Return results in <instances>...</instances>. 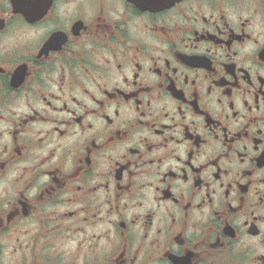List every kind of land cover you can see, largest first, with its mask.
Returning a JSON list of instances; mask_svg holds the SVG:
<instances>
[{
  "label": "clouds",
  "instance_id": "obj_1",
  "mask_svg": "<svg viewBox=\"0 0 264 264\" xmlns=\"http://www.w3.org/2000/svg\"><path fill=\"white\" fill-rule=\"evenodd\" d=\"M45 2L51 5V12L33 25L23 16L13 15L12 0H0V63H25L31 73L26 81L18 82L16 90L0 78V264H94L112 258L124 242L129 245L127 258L121 257L116 264H264V170H257L251 177L252 190L245 210H233L239 203L235 182H248L242 172L254 167L252 157L260 153L253 151L250 140H238L231 153L225 146L230 143L225 137L234 138V133L249 123L250 116L259 118L250 124L252 135L264 139V100L259 112L252 104V95L264 90L257 80V76H264V65L255 62L257 52L264 49V0H160L177 4L162 15H140L126 5V0ZM202 17H208L209 22L205 24ZM78 19L87 23L85 35L73 38L60 51L44 48L54 32L63 31L70 36L71 26ZM117 22L126 39L109 42L103 26ZM245 23L244 30L253 39L234 44L231 50L212 45L194 47L193 31L220 29L226 40L229 32H240ZM161 28L175 32V38L157 37L154 30ZM137 43L145 48L142 54L134 55ZM194 51L210 56L219 71L205 74L181 68L173 74L171 68H180L174 54L191 55ZM165 60L172 61L167 68ZM137 62L144 65L145 71L134 83L133 65ZM226 63L252 73V86L245 84L247 91L237 94L236 108L241 115L236 119L219 89L208 94L212 82L224 75L221 65ZM118 64L123 65L120 70L116 69ZM153 65L162 69L161 76L151 74ZM186 76L200 82L197 98L203 97V105L212 113L207 127L203 116L193 114L186 105H178L168 94V81H173V91L177 85L184 88L191 101L193 89L191 84L185 85ZM145 84H150L153 92L143 96L137 92L144 101L140 111L135 101H106L101 94L105 88L134 92ZM84 89L88 90L87 95ZM53 94L60 97L53 100L55 107L62 108L67 102L75 116L48 108L44 98L51 100ZM92 96L105 100L104 107ZM218 98L222 104L216 102ZM241 99L249 100L251 114L242 107ZM178 106L183 109V117ZM34 113L49 117L48 122L24 128L21 120ZM105 115L112 118L111 125L106 123ZM76 118L82 119L80 125L74 122ZM53 120L57 123L53 124ZM61 120L72 123L61 125ZM163 124L172 128L158 137L155 128ZM185 126L203 138L202 147L185 140ZM14 127L21 129L16 144L11 135ZM57 127H64L67 135H57ZM116 129L121 130V139L108 144L107 137L114 136ZM92 139L102 147L92 152L89 165L81 157L86 156L84 148ZM245 145L247 156L241 164L235 151H245ZM17 147L24 152L23 157L16 156L13 149ZM150 148L154 150L149 151ZM129 149H137L138 155H131ZM189 151L193 154L191 163L200 169L196 175L190 168L182 171ZM260 151L264 152V145ZM217 157H221L218 166L229 170V175L220 181L212 176L216 168L207 166ZM128 161H134V175L124 174L119 182L131 184L132 189L117 201L115 172ZM77 169L86 173L83 180L72 178ZM49 170L58 171L49 175ZM170 170L178 173V178L169 180L166 174ZM198 176L209 187L193 188ZM229 183L231 195L225 196ZM78 185H82L81 192L76 191ZM157 188L168 189L180 201L181 208L191 201L193 210L185 216L170 202L159 203ZM46 189L47 194L42 195ZM89 189L94 190L92 194ZM53 192L55 195L47 198ZM196 205H200L199 210ZM149 212L155 222L149 217L145 224V214ZM66 213L74 216L67 218ZM85 215L88 223L83 222ZM121 219H127L130 225L123 237L114 227ZM253 222L260 229L256 237L248 235V226ZM225 225H231L229 232L232 228L238 230L237 239L225 238Z\"/></svg>",
  "mask_w": 264,
  "mask_h": 264
},
{
  "label": "flooded vegetation",
  "instance_id": "obj_2",
  "mask_svg": "<svg viewBox=\"0 0 264 264\" xmlns=\"http://www.w3.org/2000/svg\"><path fill=\"white\" fill-rule=\"evenodd\" d=\"M182 2V0H181ZM126 5L131 6L135 12H137L140 15H143L145 13L149 15H162L164 13H167L171 11L172 8L177 7L176 3L171 4H164L161 3L160 0H126ZM52 8L51 5L46 3L45 0H12V13L14 16H23L25 21L29 24H36L40 21L46 19L51 12ZM103 11V10H101ZM223 19V17H221ZM202 20L205 24L209 22L208 17H202ZM247 24L241 25V31L240 32H229L228 38L224 39V33L222 30L217 29L215 32H205V31H193L192 36L194 39V47L199 48L201 45H212L216 47H224L231 50L234 44H242L247 40H252V35L245 31ZM6 27V25H5ZM104 27V33H106V40L109 42H116L118 39L123 41L126 39L125 32L121 30L119 27V22H117L115 25L113 24H106ZM87 29V23L84 20H75L71 26L70 32L71 35L69 36L67 33L63 31H57L54 32L47 41L44 43V48H48L50 50L60 51L63 49V47L67 46V44L73 39L78 38L80 36H83L86 34ZM3 29H0L2 31ZM156 31V35L159 38L163 39H174L175 38V32H169L167 28H161ZM258 43V41H257ZM44 48L41 49V51L44 50ZM145 45L142 43H137L134 45V55L135 54H142L144 51ZM173 59L176 61L177 64L180 65V68H171L173 74H176L180 72L181 68L188 71V72H201L205 74H215L219 71V69L216 67L215 61L206 54H201L199 52H193V54L188 55L187 53H176L173 56ZM255 62L260 65H264V49H260L255 57ZM172 64L171 60H165L164 65L165 67H169ZM123 67V65H116V69L120 70ZM134 72H133V82L138 83L141 73L145 71L144 65L140 64L139 62L135 63L133 65ZM224 71V75L219 77L218 79L214 80L212 84L209 86V92L208 94L211 95L212 92L216 89L220 90V97L223 98V100L228 101V107L232 110V117L233 119H236L240 117V112L236 108V99L237 94L240 93L244 89V85L247 84L249 88L252 86V80L251 76L252 73L248 70L241 68L237 64L233 63H226L221 65ZM151 74L156 76H161L162 69L155 67L153 65V69L149 70ZM30 69L29 65L25 63H16V64H5L0 63V78H3L7 81L10 87L13 88V90H16L19 87L18 82H24L27 80L28 75H30ZM257 80L259 81L261 88L264 89V76H257ZM125 83H128L127 78H125ZM173 81H168V94L169 96L178 102V105H186L187 107L191 108V111L193 114L197 116H203L205 121V126H208V118L212 115L211 112H209L206 108V106L203 105V97H200L199 99L197 97L200 96L199 93V81L195 79H191L189 77H185V85L191 84L192 86V100L189 101L187 98V93L185 92L184 88L179 87L178 85L175 88V91H173ZM247 91V90H245ZM137 92L140 93L141 96L143 95H151L153 92V89L150 84H145L141 88H137L134 92H125L123 89H113L112 91H109L107 88L103 89L102 95L106 98V101H112V102H122L124 104L131 103L135 101L137 105V111H140L141 106L144 104V101L141 100L137 96ZM180 92L183 93V96H177L176 93ZM85 95L88 94V90L84 89ZM94 102L98 103L99 106L102 108L105 105V100H97L95 96L91 97ZM60 97L55 96L53 94L52 99H48L47 97L44 98V103L47 105L48 108H50L53 112H72V110L68 107L67 102L64 103L62 108L57 109L55 105L53 104V100H59ZM73 102L75 103V97L72 98ZM223 100L218 98L217 103L222 104ZM264 100V90L260 91L258 94L252 95V104L256 106L255 110L257 112L260 111V103ZM241 104L244 109H247L248 113L251 114L253 111L252 105L249 103L248 99H241ZM149 104L151 101L148 102ZM94 111V110H93ZM177 111L180 113L181 117H183V109L181 107H177ZM73 116H75V113L72 112ZM143 114V113H142ZM116 115H119V112L117 111ZM165 118H167V114H165ZM104 119L108 125H111L113 123V120L109 116H104ZM259 119L258 117H249V123L245 124L243 128L240 129V131H237L234 133V138L226 136L225 140L230 141V143H227L225 146L228 148L229 153H231L234 149V145L239 141L243 140H250L253 151H257L260 154L258 156L252 157L251 163L254 165V167L244 169L242 172L243 177L247 178V183H240L239 181H236V187L239 192V203L237 206H234L233 210L238 209L239 211L243 212L245 210V205L248 203V197L252 190V180L251 177H253L257 170H264V152L260 151V146L264 145V139H261L260 135H252L251 131L249 130L250 124ZM49 117L47 116H39L38 114H32L28 116L26 119L21 120V125L26 128L29 124L37 123V122H48ZM213 120H215V117H213ZM77 125H80L82 123L81 118H76L74 121ZM53 124H56L57 121L53 120ZM72 121H59V124H68L70 125ZM142 126L145 125V122L140 121L139 122ZM214 126V125H213ZM92 126L89 125V128ZM154 127V126H153ZM172 128V125L170 124H163L159 128H155L154 134L158 137H162L163 133L165 131H168ZM61 138L65 137L67 135V130L64 127H57L54 129ZM21 129L14 127L12 130V142L13 144L17 143L18 136ZM120 129H116V134L114 136H108L107 137V143L112 144L115 141H118L121 139L120 137ZM225 131H227V128H225ZM260 130H258L259 132ZM127 134H125L126 136ZM184 138L185 140L189 141L193 144L194 147H202L203 146V138L197 137L195 133H192L187 126H185L184 130ZM171 139H175V137H172ZM179 143V141H177ZM22 147V146H21ZM102 146L96 143L95 139H92L89 141V144L85 146L84 153H86V156H82L81 159H86L88 164L91 165L92 162V152L93 151H99ZM245 151H235V156L237 159L240 160V163H245V157L247 156V145L244 146ZM153 148H150L149 151H153ZM13 151L15 152L17 157H23L24 152L20 150V147L14 148ZM129 153L131 155H138L137 149H129ZM192 152H188L189 159L184 161L185 168L182 169L183 172H186L189 168L193 170L194 175L198 174L200 172V169H197L195 165L191 163L192 159ZM179 157H177V160L179 161ZM221 159V157H217L215 160H212L209 162L210 167L216 168V171L212 174L213 179L220 181L225 176L229 175V170L226 168H222L218 166V161ZM43 162V161H42ZM134 161H128L127 163L118 166L115 172L114 179L117 181L116 183V191H115V199L117 201H120L122 198V194L127 193L131 191L132 185H122L119 181L123 178L124 174H127L129 177H132L134 173L131 171V167L133 165ZM119 164V162H118ZM6 166V165H5ZM205 167V166H201ZM52 171H58V170H49V175H51ZM86 173L83 169H77V172L73 174L74 180H83L85 178ZM178 173H175L173 171H169L166 176L169 180H175L178 178ZM185 181L187 180V176L184 177ZM202 176H198L197 179H194L193 181V188H207L209 187L207 181H203ZM67 187V185H65ZM221 187H225L224 184H221ZM232 188V184L229 183L227 187L225 188V196L231 195V192L229 191ZM77 192L82 191V185H78L76 187ZM93 189H89V194L93 193ZM157 191L160 193V196L158 198L159 203H167L170 202L172 205L176 206L177 208H180L182 213L187 216L192 210H193V204L191 201H188L187 203L183 204L182 208L180 205V201L173 197L172 194H169L168 189H159L157 188ZM47 194V189L45 190V193ZM55 193L48 194L47 198L53 197ZM211 203V201H209ZM23 206V205H22ZM197 210H199L200 205L195 206ZM81 211H84V209H81ZM215 214V213H214ZM29 215V213H25V216ZM67 218H72L74 216L73 213H66L65 214ZM149 217L152 218L153 223L155 222V217L152 216V213H146L144 218V223L147 224L149 222ZM93 219H95V215L93 214ZM89 217L85 215L83 217V222L88 223ZM135 223V221H133ZM247 223V222H246ZM114 227L119 232L120 236L123 237L128 231H129V221L127 219H121L117 221L116 225ZM229 228H231V225H225L224 227V234L225 238L229 240L237 239L239 236V232L237 229L232 228L231 232H229ZM255 229V230H254ZM147 231L145 232V236H147ZM248 235L251 237H256L260 235V229L258 225L253 222L250 226H248ZM128 249L129 245L127 242L122 243L121 247L118 249L117 253L113 254L112 258L106 259L105 261H94V264H116V261H119L121 257L127 258L128 255ZM165 256H168V253H164ZM47 259V258H45ZM169 260L171 261V258L169 257ZM34 264H40L39 261H34ZM145 264H147V261H145ZM231 264H236L235 261L231 262Z\"/></svg>",
  "mask_w": 264,
  "mask_h": 264
}]
</instances>
